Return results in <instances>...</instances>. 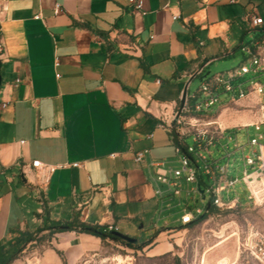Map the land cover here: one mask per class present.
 Segmentation results:
<instances>
[{"label": "crops", "instance_id": "1", "mask_svg": "<svg viewBox=\"0 0 264 264\" xmlns=\"http://www.w3.org/2000/svg\"><path fill=\"white\" fill-rule=\"evenodd\" d=\"M234 1L142 0L140 11L130 0H0V246L11 237L24 247L43 222L123 234L153 225L143 244L198 223L182 214L170 226L156 164L175 169L190 136L173 130L184 92L198 96L191 84L216 75L211 64L255 32L251 16L264 21V0ZM34 161L55 171L34 169L29 180L22 170ZM102 242L56 233L41 259L78 264Z\"/></svg>", "mask_w": 264, "mask_h": 264}, {"label": "rangeland", "instance_id": "2", "mask_svg": "<svg viewBox=\"0 0 264 264\" xmlns=\"http://www.w3.org/2000/svg\"><path fill=\"white\" fill-rule=\"evenodd\" d=\"M254 32H248L244 35V43L250 41V35ZM244 60L240 49L229 58L216 59L210 66L209 72L214 74H228V72L241 66ZM259 81L264 83V76ZM201 80L196 79L189 88L190 95L200 93ZM228 101L227 96H222V103L211 110L206 116V121H212L210 127L211 136L214 145L210 147L207 154L208 159L220 161L221 164H229L228 178H242L245 169V157L252 153L250 140L257 138L260 133L264 135V126L261 132H257L253 127L245 128L244 126L253 123L256 120V102L253 98L249 101L225 104ZM190 120L186 119L181 123H176L174 131L183 132L184 136L190 135L193 131ZM203 123V120L202 122ZM225 133V135H224ZM232 137V140H230ZM184 146H193V136H188L183 141ZM238 144L239 148H236ZM264 145V140L261 141ZM258 146L255 150L258 151ZM264 156V149H263ZM179 158V157H177ZM193 166L203 177L200 180L202 189L194 196H188L187 192L193 186L198 187V183L188 185L185 178L180 181L182 184V196H175L173 193L166 197L165 213L169 215L168 223L172 227H178L179 219L185 211L196 213L199 208L204 209L212 200V195L207 193L205 198L202 191L206 186L213 185L204 172L203 161L195 163ZM175 169H182V165L177 160L174 162ZM260 168V169H259ZM258 174L252 179L249 189L257 194L256 201L249 199L250 192L248 187L242 183L236 184L234 188L224 193L225 200L239 198L242 205L233 207L230 210L216 211L202 222L187 229H177L166 232L162 239H153L148 244L143 242L152 238L154 226H145L142 228V222H137L130 229L128 234H123L121 230H116L119 234L134 239L135 243L126 241L106 240L102 242L99 251L90 253L78 264H202L206 259H215L222 257L234 256L237 243L234 238L224 241L232 231L239 229L244 230L247 224H253L257 229L264 233V165L258 167ZM200 171V174H199ZM61 222H43L33 232L26 233L24 247H19L12 238L6 240L0 246V264L7 255L14 254L13 258L7 264H43L41 255L49 247L53 238V228ZM158 227H163L164 223L159 222ZM153 251L151 248H161ZM19 247V248H18ZM6 249L7 252H4ZM229 258V257H228ZM45 263V262H44Z\"/></svg>", "mask_w": 264, "mask_h": 264}, {"label": "built area", "instance_id": "3", "mask_svg": "<svg viewBox=\"0 0 264 264\" xmlns=\"http://www.w3.org/2000/svg\"><path fill=\"white\" fill-rule=\"evenodd\" d=\"M232 2H235L232 0ZM130 3L136 10L143 9L142 0H130ZM61 11L59 5L55 8V14ZM40 16H37L39 19ZM177 19V16H174ZM250 22L255 30L250 35V41L248 43H242L239 47L241 50L244 61L241 66L234 69L228 74H216L212 78L205 80L201 83L198 96H187L185 105L180 112L178 123H181V119L188 116L196 117L195 121L191 124L193 131L190 135L193 136V146H183L178 144L176 151L180 158L182 169H168L161 168V164H156L157 175L156 181L167 188L168 193H173L175 196H182V184L181 180L185 178L188 185L198 183V187L193 186L187 192L188 196L196 193L202 189L199 181L203 182V177L192 164V161L199 163L203 161L204 172L208 175L209 179L213 181V185L206 186V190L202 191L205 198L207 193L212 195V200L208 206L204 209L199 208L196 213L191 211H185L183 216V222L189 224L192 222L200 221L203 218L211 216V211H223L230 210L233 207L242 205L239 198L225 200L224 193L229 189L234 188L236 184H244L248 187L250 192L249 199L256 201L257 194L253 190L249 189L251 179L258 174V167L264 165L263 149L264 145L261 141L264 140V135L261 132L264 126V83L259 79L264 76V21L259 16H251ZM0 51H2V45L0 44ZM225 95L229 102L224 103H237L241 101H249L253 98L257 99L255 104L256 108V120L244 126L245 128L253 127L260 134L257 138L250 140L252 147V153L245 157V169L243 171L242 178H228L229 164H221L220 161L208 159V153L210 147L214 145L213 137L210 135V127L212 121H203V116L208 114L211 110L216 108L222 103V96ZM192 122V121H191ZM232 140V137H230ZM258 146V151L255 147ZM236 148L239 146L236 144ZM143 159V153L138 152L136 154L135 161L141 162ZM78 166V164H74ZM47 168L49 172H54L55 168L46 167L39 161H34L30 165L23 167V175L34 181V169ZM252 184V183H251ZM158 196H163L161 190H157ZM205 220V219H204ZM245 229L240 232L239 229L234 230L224 240L234 238L237 243L235 254L232 258L222 257L214 264H264V233L257 229L253 224H247ZM117 228L110 226L108 231L117 232ZM205 264V261H202Z\"/></svg>", "mask_w": 264, "mask_h": 264}, {"label": "trees", "instance_id": "4", "mask_svg": "<svg viewBox=\"0 0 264 264\" xmlns=\"http://www.w3.org/2000/svg\"><path fill=\"white\" fill-rule=\"evenodd\" d=\"M214 212L216 211H211V214ZM204 219L206 218H203L198 222H202ZM71 231L90 234V235L99 237L102 241H106V240L120 241L121 240L114 236L113 234L114 232L108 231V228L106 226H91L87 223L81 222L79 219H75L72 222H61L57 224L53 228L52 233L56 234V233L71 232ZM57 253L61 255L59 251H57ZM13 256L14 254L3 259L1 264H7L8 262H10Z\"/></svg>", "mask_w": 264, "mask_h": 264}, {"label": "water", "instance_id": "5", "mask_svg": "<svg viewBox=\"0 0 264 264\" xmlns=\"http://www.w3.org/2000/svg\"><path fill=\"white\" fill-rule=\"evenodd\" d=\"M0 87H1V77H0ZM186 97H187V90L184 92L183 97L181 99L179 113L177 114V119H179L180 112H181V110L183 109V107L185 105ZM113 234H114L115 237H117V238H119V239H121L123 241H126L128 243H135L136 242L134 239H131V238L127 237V236L121 235L118 232H114Z\"/></svg>", "mask_w": 264, "mask_h": 264}]
</instances>
